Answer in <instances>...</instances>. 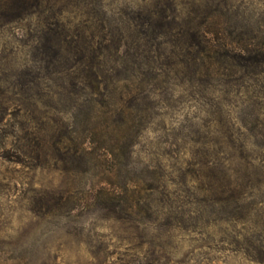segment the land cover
<instances>
[{"label": "rangeland", "instance_id": "374dc122", "mask_svg": "<svg viewBox=\"0 0 264 264\" xmlns=\"http://www.w3.org/2000/svg\"><path fill=\"white\" fill-rule=\"evenodd\" d=\"M57 6L72 31L82 13L179 18L96 97L63 72L77 55L55 60L0 9V264H264V74L212 73L177 35L208 18L261 47L264 0Z\"/></svg>", "mask_w": 264, "mask_h": 264}, {"label": "trees", "instance_id": "16d2710c", "mask_svg": "<svg viewBox=\"0 0 264 264\" xmlns=\"http://www.w3.org/2000/svg\"><path fill=\"white\" fill-rule=\"evenodd\" d=\"M62 1L1 0V17L20 31L36 28L35 34L39 35L36 36L37 41L44 42L47 50L53 52L55 60L67 62L73 54L77 55L71 69L63 72L69 71L70 76L90 89L96 97H107L113 83L130 82L127 76L121 77V69L125 75L130 72L131 76L135 65L131 67L133 70L128 66L123 69L125 62L132 58L131 62L136 64L139 54L145 56L147 53L144 39L153 42L172 33L179 18L175 13H145V10L139 9V13H124L128 19L125 27L121 28L113 26L106 14L82 13L81 17H87V20L72 31V22L57 9ZM207 23L208 18L198 22L190 17L184 23L186 29L177 34L181 37L180 41L195 52V61L218 59L217 63H210V72L220 75L228 69H235L233 72L236 74H264V44L256 47L230 43L219 38L218 32L204 27Z\"/></svg>", "mask_w": 264, "mask_h": 264}]
</instances>
